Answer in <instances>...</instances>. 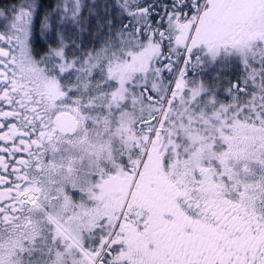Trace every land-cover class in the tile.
<instances>
[{
	"label": "snow or ice",
	"instance_id": "1",
	"mask_svg": "<svg viewBox=\"0 0 264 264\" xmlns=\"http://www.w3.org/2000/svg\"><path fill=\"white\" fill-rule=\"evenodd\" d=\"M0 264H264V0L0 4Z\"/></svg>",
	"mask_w": 264,
	"mask_h": 264
},
{
	"label": "trees",
	"instance_id": "2",
	"mask_svg": "<svg viewBox=\"0 0 264 264\" xmlns=\"http://www.w3.org/2000/svg\"><path fill=\"white\" fill-rule=\"evenodd\" d=\"M9 0H0V4H3V3H8Z\"/></svg>",
	"mask_w": 264,
	"mask_h": 264
}]
</instances>
